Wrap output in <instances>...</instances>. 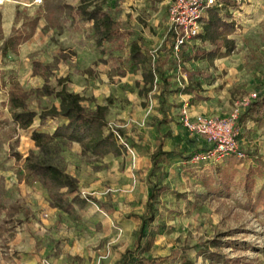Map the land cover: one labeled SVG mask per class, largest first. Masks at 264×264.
I'll list each match as a JSON object with an SVG mask.
<instances>
[{"label":"rangeland","instance_id":"obj_1","mask_svg":"<svg viewBox=\"0 0 264 264\" xmlns=\"http://www.w3.org/2000/svg\"><path fill=\"white\" fill-rule=\"evenodd\" d=\"M221 1L220 15L227 12L236 23L229 34L234 48L213 63L185 59L192 46L204 48L199 39L183 48L180 67L167 73L174 81L167 101L171 122L158 131L155 125L162 116L158 99L138 95L141 71L124 64L119 72L111 63L98 61L106 59L108 52L126 56L127 47L116 49L114 43L107 44L101 56L86 28L76 32L47 29L42 0H0V264H120L125 251L136 243L140 226L136 216L148 215L151 182L168 188L161 193L149 225L144 256L157 260L176 249L182 252L176 264H264V197L258 195L264 175L254 174L251 187L239 175L241 167L255 168L256 157L264 158V117L239 119L246 104L264 90V0H228L227 6L226 0ZM106 3L125 24L138 26L150 49L157 48L168 32L169 0ZM34 18H38L35 34L17 45V53L13 43L4 49L16 32H30ZM73 35L85 38V45L73 43ZM59 50L74 53L70 64L78 72L73 75L60 62L56 75H70L71 91L87 98V108L107 105V123L121 131L119 143L124 151L95 159L82 153L78 143H70L55 145L57 151L51 157L77 178L83 194L111 203L107 213L92 203L75 215L58 211L50 206L46 190L24 169L23 159L38 153L31 132H51L54 122L41 127L36 117L28 129H18L7 109V90L11 82L25 89L42 86L44 78L31 75L32 62H51ZM87 67L91 74L85 73ZM187 70H198L201 76L189 83ZM49 82L54 84L52 77ZM52 103L58 100L43 97L31 107L40 111ZM234 114L237 117L231 121ZM185 117L192 123L200 117L206 124L200 130L190 129L184 125ZM216 122L231 124L227 139L241 154L230 155L235 160L232 164L215 157L183 160L163 156L149 177L150 156L159 144L165 152L177 150L186 156L211 151L216 145L213 138L219 135L212 126ZM207 162L233 170L234 184L227 191L216 195L205 191L200 170ZM213 239L219 243H210ZM129 258L127 264H138L136 255Z\"/></svg>","mask_w":264,"mask_h":264},{"label":"trees","instance_id":"obj_2","mask_svg":"<svg viewBox=\"0 0 264 264\" xmlns=\"http://www.w3.org/2000/svg\"><path fill=\"white\" fill-rule=\"evenodd\" d=\"M44 20L46 28L49 30L69 29L74 32L87 29V34L91 37L95 48L100 55H105L107 44H115L116 49L128 48L126 56H114L112 52L107 53V58H99L103 64L111 63L112 69L121 71L122 65L127 64L140 70L141 83L136 82L139 96H149L157 98L159 109L162 113L160 120L155 125L156 130L160 126L171 122L167 114L168 96L173 91L174 81H170L167 73L177 70L180 67V60L183 56V48L175 54L173 52V36L168 30L159 46L150 49L143 39L139 28L135 24L124 23L117 16V10L107 5L106 0H78L77 4L65 2L63 0H42ZM159 1V0H154ZM226 0V5H227ZM38 18H34L30 23V32H16L5 42L4 49L10 43L14 53H17V45L27 41L32 37ZM235 21L230 14L219 13L218 8H210L204 15L203 31L197 39L204 43V48H192L187 54V60H202L212 62L221 54H229L234 48V41L229 38V34L235 29ZM72 41L78 45H85V38L72 36ZM198 47V46H197ZM74 53L59 50L53 56L51 62L33 60L31 75L44 78V84L34 89H25L18 82H11L7 90V109L11 115L13 124L18 129H28L38 117L41 127H45L50 120L54 122L55 128L51 132L34 130L31 132V140L38 153L36 156H26L23 159L24 169L32 181H36L46 190L51 207L67 215L77 214V210H82L92 203L103 213H107L112 208V204L92 195L83 194L79 188L78 180L62 166L54 162L51 157L57 151L55 145H67L78 143L82 153H88L95 159H101L108 155L119 156L123 153V148L119 143L121 131L114 130L108 125L107 105L96 104L93 109L87 108L84 96L71 91L70 75L57 76L56 69L58 63L68 65L72 74L76 75L78 67L71 65V55ZM86 74H91L92 69L87 67ZM189 83L201 76L198 70H187L185 72ZM52 77L54 84L49 82ZM183 83V78L180 79ZM182 83V85H183ZM198 83V82H196ZM184 87V86H183ZM50 97L58 100V104L43 106L40 111L33 109L31 105L36 99ZM247 117L262 119L264 117V90L259 91L256 98L250 100L242 109L239 119L243 121ZM66 122L58 124L59 119ZM205 152V151H203ZM196 155V154H195ZM193 156H186L177 150L163 151L159 144L157 149L151 154V178L158 168L159 159L163 156L180 157L183 160L192 159ZM226 165L232 164L235 160L233 156L222 158ZM255 168L249 166L241 167L239 175L243 177V183L248 187L253 186L252 177L254 174L264 175V158L256 157ZM200 177L203 187L207 193L217 194L219 191H227L229 186L234 184V172H229L225 166H212L209 162L201 168ZM168 187L163 184L151 182L150 192L146 199L148 215L136 216L140 221L136 243L133 248H128L120 264H127L129 255H136L138 264H157L160 261H168L169 264H176L182 256L180 250H173L168 256L152 260L142 253V247L148 242L145 240L149 225L155 219L157 206L160 205V195ZM259 196L264 197V184L258 190ZM210 243L218 244L219 240H210ZM205 251L208 248L203 246Z\"/></svg>","mask_w":264,"mask_h":264},{"label":"built area","instance_id":"obj_3","mask_svg":"<svg viewBox=\"0 0 264 264\" xmlns=\"http://www.w3.org/2000/svg\"><path fill=\"white\" fill-rule=\"evenodd\" d=\"M221 0H169V31L173 36V52L176 54L181 47L189 45L203 31L204 15L210 8H222ZM237 116H231V121ZM206 122L203 118H197L195 122H190L187 117L184 125L190 129L200 130ZM219 130V135L214 137L215 147L211 151L197 153L194 160H209L211 157L220 158L230 155H241L236 150L234 142L227 139L231 130L228 122H216L214 125ZM211 139V138H210Z\"/></svg>","mask_w":264,"mask_h":264},{"label":"crops","instance_id":"obj_4","mask_svg":"<svg viewBox=\"0 0 264 264\" xmlns=\"http://www.w3.org/2000/svg\"><path fill=\"white\" fill-rule=\"evenodd\" d=\"M226 5V4H225ZM227 6V5H226ZM231 19L233 20V18H232V16H231ZM235 26H236V24H235ZM34 34H35V32H34ZM33 34V35H34ZM195 45V44H194ZM202 48V47H201ZM223 55H225V54H221V55H219L217 58H219V57H221V56H223ZM216 59V58H215ZM205 60V59H204ZM208 63H213V61L212 62H208ZM197 79V78H196ZM75 93H77V92H75ZM158 105V107H159V103L157 104ZM51 122H53L52 120H50ZM64 122H66V120L65 119H59L58 120V124H61V123H64ZM34 123V122H33ZM55 128V125L52 127V129H51V131L53 130Z\"/></svg>","mask_w":264,"mask_h":264}]
</instances>
